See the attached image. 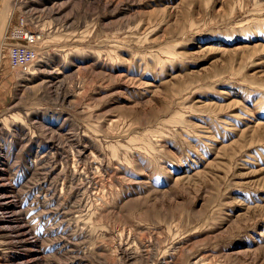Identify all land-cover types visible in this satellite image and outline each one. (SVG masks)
Segmentation results:
<instances>
[{
  "label": "rangeland",
  "instance_id": "obj_1",
  "mask_svg": "<svg viewBox=\"0 0 264 264\" xmlns=\"http://www.w3.org/2000/svg\"><path fill=\"white\" fill-rule=\"evenodd\" d=\"M17 1L0 172L37 235L0 221V264H264V0Z\"/></svg>",
  "mask_w": 264,
  "mask_h": 264
},
{
  "label": "bare ground",
  "instance_id": "obj_2",
  "mask_svg": "<svg viewBox=\"0 0 264 264\" xmlns=\"http://www.w3.org/2000/svg\"><path fill=\"white\" fill-rule=\"evenodd\" d=\"M18 4H19V1H17V0H15V2L13 3L14 6L18 5ZM5 17H6V13H4V11H3V13H1L0 19L1 20L3 18L5 19ZM1 25H3V24H1ZM2 44H3V42L0 41V45H2ZM18 45H22V44H18ZM18 45H13L9 49L11 51H13L14 48L20 47ZM27 46H29V45H27ZM10 50H9V59H10ZM33 59H35V54H34L32 60L29 62V66L27 68H25V69L21 68V67H18V66H14L13 64H11L12 63L11 59H10V64L14 66V67L12 66L13 68H19L20 70L27 71L29 69L30 65L33 63ZM1 173L2 172H0V214H1L0 215V221H4L3 222V226L1 227V229L6 231V233L4 234V236L6 235V238L4 240H2L1 243L2 244H7L8 245L7 248L12 250L13 248L11 247V244L15 248L19 244H22L23 246H26L25 244H27L28 242L30 243L31 238H36L37 234L35 232L33 233V230L30 229L31 227L29 228V227H27V225H22L20 223V220L18 219V217L15 216L17 213H19L18 211L17 212H13L14 209L11 210V211L8 210L12 205H17V204L19 205V203L14 201L13 198L9 199V192H8V190H6V186L11 185L10 179L7 176L6 173H2V174ZM13 243H16V245H14ZM21 264H35V263H34V261L32 259H29L28 261H25L24 263H21Z\"/></svg>",
  "mask_w": 264,
  "mask_h": 264
},
{
  "label": "built area",
  "instance_id": "obj_3",
  "mask_svg": "<svg viewBox=\"0 0 264 264\" xmlns=\"http://www.w3.org/2000/svg\"><path fill=\"white\" fill-rule=\"evenodd\" d=\"M14 30H21L20 34L15 33V35L16 37L20 38V40L22 41V45H18L20 47L14 48L13 51L10 50V59L12 61L11 64L25 69L29 66V62L32 60L35 54L34 49L27 46L25 42L31 43L34 39L28 36L27 32H24V28H22L19 22H17ZM14 30L12 31L13 33Z\"/></svg>",
  "mask_w": 264,
  "mask_h": 264
}]
</instances>
